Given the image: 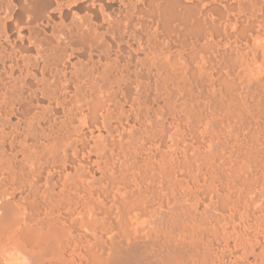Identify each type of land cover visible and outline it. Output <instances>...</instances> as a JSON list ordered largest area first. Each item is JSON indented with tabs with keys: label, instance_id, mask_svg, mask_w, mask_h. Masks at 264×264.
<instances>
[{
	"label": "bare ground",
	"instance_id": "1",
	"mask_svg": "<svg viewBox=\"0 0 264 264\" xmlns=\"http://www.w3.org/2000/svg\"><path fill=\"white\" fill-rule=\"evenodd\" d=\"M0 264H264V0H0Z\"/></svg>",
	"mask_w": 264,
	"mask_h": 264
},
{
	"label": "rangeland",
	"instance_id": "2",
	"mask_svg": "<svg viewBox=\"0 0 264 264\" xmlns=\"http://www.w3.org/2000/svg\"><path fill=\"white\" fill-rule=\"evenodd\" d=\"M46 186H47V187H46ZM50 186L52 187V185H50ZM51 187L49 188V185L47 184V185H45V187H43V188H45V190L50 191V190H51ZM49 189H50V190H49ZM65 200H66V199H65ZM65 200H63V206H64V207H63V210H64V208L66 209V207H68V205H66V204H67V200H66V202H65ZM53 204H54V203H53ZM20 205H23V207L26 208V209H25V208H22V209L28 211V210H27V207L25 206L26 204L24 205V204L22 203V204H20ZM47 205H48V206L51 205V202L48 203V204L46 203L45 207L43 208V211H44V209H45V211H46V208H48V210H47L46 213H45V212H44V214L41 213V214H42L41 217H43V218H44V216H45V218H46V215H49V216L51 217V213H52V211H53V207H54V205H56V204L51 205V206H49V207H47ZM52 206H53V207H52ZM21 207H22V206H21ZM61 207H62V206H61ZM50 208H52L51 211H50ZM63 210H62V212H63V213L65 212V214H63L64 217H65V215H67V214H68L69 216H72V218H71L70 220H68V223H69V224L67 223V219H69V218H68L69 216L67 215V218L65 217V218H66V220H65L66 223H64V225H65V227H64L65 230H66V231H74L73 228H70V227H71V226H70V222H71V220H72V221L74 220L73 222H75V218L73 219L74 215L69 214V213H71V212H70L71 210H70L69 208L66 209L67 211L69 210V212H67L66 210H65V211H63ZM43 211L41 210V212H43ZM66 212H67V213H66ZM47 213H48V214H47ZM45 214H46V215H45ZM49 216H48V217H49ZM69 221H70V222H69ZM73 222H71V223H73ZM67 224H68L70 227H69V226L67 227V226H66ZM74 224H75V223H74ZM74 224H72V225L74 226ZM73 226H72V227H73ZM69 228L72 229V230H69Z\"/></svg>",
	"mask_w": 264,
	"mask_h": 264
}]
</instances>
